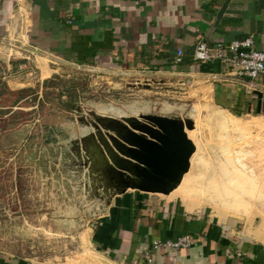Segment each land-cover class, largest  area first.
<instances>
[{
    "label": "crops",
    "instance_id": "obj_1",
    "mask_svg": "<svg viewBox=\"0 0 264 264\" xmlns=\"http://www.w3.org/2000/svg\"><path fill=\"white\" fill-rule=\"evenodd\" d=\"M86 37L95 43L92 64H81L72 50ZM248 38L264 51V0H0V84L22 102L31 96L25 93L45 92L47 84L76 72L109 83V76L133 77L158 93L207 84L212 100L228 111L235 94L264 97L262 81L244 85L218 62L195 63L193 50L200 40ZM178 50L184 53L181 64L174 63ZM80 87L68 96L77 98ZM254 103L240 110H253ZM87 232L88 248L75 258L0 252V264H264L263 238L194 197L184 202L178 195L127 192ZM186 235L195 239L187 250L152 249L153 242Z\"/></svg>",
    "mask_w": 264,
    "mask_h": 264
},
{
    "label": "rangeland",
    "instance_id": "obj_2",
    "mask_svg": "<svg viewBox=\"0 0 264 264\" xmlns=\"http://www.w3.org/2000/svg\"><path fill=\"white\" fill-rule=\"evenodd\" d=\"M97 75L76 72L64 82L54 80L45 92L25 93L31 96L23 102L0 87L1 253L61 260L88 248L87 230L101 216H90L82 177L70 159L80 130L68 118L88 122L90 113L159 111L166 104H193L196 110L188 133L196 153L172 195L203 201L213 214L264 239V115L219 108L207 84L158 93L133 77L108 75L109 83ZM73 86L83 89L72 99Z\"/></svg>",
    "mask_w": 264,
    "mask_h": 264
},
{
    "label": "water",
    "instance_id": "obj_3",
    "mask_svg": "<svg viewBox=\"0 0 264 264\" xmlns=\"http://www.w3.org/2000/svg\"><path fill=\"white\" fill-rule=\"evenodd\" d=\"M193 104H166L159 111L90 113L68 118L80 130L71 161L83 180L91 217L106 216L127 192L170 196L190 170L196 153L188 133L195 128Z\"/></svg>",
    "mask_w": 264,
    "mask_h": 264
},
{
    "label": "built area",
    "instance_id": "obj_4",
    "mask_svg": "<svg viewBox=\"0 0 264 264\" xmlns=\"http://www.w3.org/2000/svg\"><path fill=\"white\" fill-rule=\"evenodd\" d=\"M183 57V51L178 50L174 63L181 64ZM192 60L198 64L218 62L228 67L244 85L261 80L264 86V51L256 50L251 38L230 43H207L200 40L194 47ZM194 243L195 239L186 235L174 241L153 242L152 249L154 251L187 250Z\"/></svg>",
    "mask_w": 264,
    "mask_h": 264
},
{
    "label": "trees",
    "instance_id": "obj_5",
    "mask_svg": "<svg viewBox=\"0 0 264 264\" xmlns=\"http://www.w3.org/2000/svg\"><path fill=\"white\" fill-rule=\"evenodd\" d=\"M91 44V47H88V44ZM94 44L89 38H81L79 40L76 41L75 44L72 45V50L76 53L77 55V60L81 63V64H92V59L95 56V47ZM2 85L0 84V87ZM254 101V108L252 110L254 115H258V114H262L264 115V97L260 96V95H255L250 97H246L244 95V97L242 96V94H235L233 97V104L232 107L228 108L231 113H233L234 115H240L243 111L240 110L241 106H247L249 104H251V102ZM217 102V100H216ZM259 103V105H258ZM219 105V102L216 103ZM223 106V104H221ZM227 108V107H226Z\"/></svg>",
    "mask_w": 264,
    "mask_h": 264
},
{
    "label": "bare ground",
    "instance_id": "obj_6",
    "mask_svg": "<svg viewBox=\"0 0 264 264\" xmlns=\"http://www.w3.org/2000/svg\"><path fill=\"white\" fill-rule=\"evenodd\" d=\"M222 119H223V118H222ZM182 183H183V182H182ZM182 189H183V188H182ZM178 192H179V191H178ZM178 192H177V193H178ZM183 193H184V192H183ZM183 193H180V194H183ZM184 195H185V194H184ZM180 196H181V195H180ZM185 196H186V195H185ZM188 197H189V196H188ZM184 198H185V197H184ZM200 200H201V199H200ZM202 200H203V199H202ZM192 206H193V205H192ZM230 211H231V210H230Z\"/></svg>",
    "mask_w": 264,
    "mask_h": 264
}]
</instances>
